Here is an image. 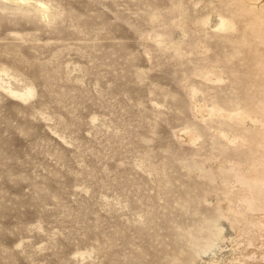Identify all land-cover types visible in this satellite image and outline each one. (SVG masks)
<instances>
[{
	"label": "rangeland",
	"instance_id": "1",
	"mask_svg": "<svg viewBox=\"0 0 264 264\" xmlns=\"http://www.w3.org/2000/svg\"><path fill=\"white\" fill-rule=\"evenodd\" d=\"M177 1L49 0L48 22L0 10V264H180L188 255L189 232L215 206L199 194L222 183L193 168L207 142L198 151L176 137L194 121L189 86L209 91L192 74L200 55L156 44L157 33L180 39L163 27ZM203 5L184 9L195 16ZM196 39L189 32L180 46ZM9 85L33 94L19 99Z\"/></svg>",
	"mask_w": 264,
	"mask_h": 264
},
{
	"label": "bare ground",
	"instance_id": "2",
	"mask_svg": "<svg viewBox=\"0 0 264 264\" xmlns=\"http://www.w3.org/2000/svg\"><path fill=\"white\" fill-rule=\"evenodd\" d=\"M185 1L174 4L163 24L178 30L180 39L157 33L156 44L166 49L169 41L178 57L196 53L204 62L192 74L209 93L189 86L195 122L183 124L176 137L198 151L207 142L206 161L193 168L209 184H222L199 194L215 206L198 232H189L190 251L180 264H264V0H188L206 8L195 16L186 12ZM8 8L34 10L47 22L56 13L49 0H0V10ZM189 32L197 39L184 50L180 45ZM4 87L22 100L33 94Z\"/></svg>",
	"mask_w": 264,
	"mask_h": 264
},
{
	"label": "snow or ice",
	"instance_id": "3",
	"mask_svg": "<svg viewBox=\"0 0 264 264\" xmlns=\"http://www.w3.org/2000/svg\"><path fill=\"white\" fill-rule=\"evenodd\" d=\"M28 95H31L30 91L28 92Z\"/></svg>",
	"mask_w": 264,
	"mask_h": 264
}]
</instances>
